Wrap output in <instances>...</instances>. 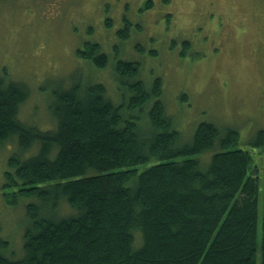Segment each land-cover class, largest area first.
<instances>
[{"label": "trees", "instance_id": "trees-1", "mask_svg": "<svg viewBox=\"0 0 264 264\" xmlns=\"http://www.w3.org/2000/svg\"><path fill=\"white\" fill-rule=\"evenodd\" d=\"M75 52L98 68L109 61L97 41ZM113 68L119 102L79 76L52 91L49 127L25 123L28 86L0 75V142L17 148L3 186L9 202L29 199L22 251L0 239V264H264V165L229 148L237 129L202 121L182 141L160 77L144 81L138 60ZM248 141L263 148L264 128Z\"/></svg>", "mask_w": 264, "mask_h": 264}, {"label": "rangeland", "instance_id": "rangeland-1", "mask_svg": "<svg viewBox=\"0 0 264 264\" xmlns=\"http://www.w3.org/2000/svg\"><path fill=\"white\" fill-rule=\"evenodd\" d=\"M122 27L128 36L117 34ZM86 40L102 46L106 66L76 55ZM117 58L138 60L144 81L160 77V97L180 140L202 121L232 127L238 140L229 148L248 149L261 172L264 147L248 140L264 128V0H0V75L28 86L18 113L25 123L49 127L52 91L79 76L102 82L119 102ZM16 150L14 140L0 142V239L18 255L29 199L9 202L11 189L3 186L7 158ZM263 199L261 191L258 241Z\"/></svg>", "mask_w": 264, "mask_h": 264}]
</instances>
